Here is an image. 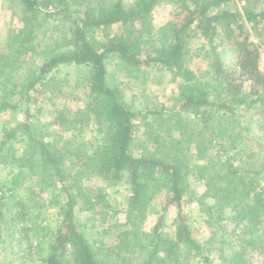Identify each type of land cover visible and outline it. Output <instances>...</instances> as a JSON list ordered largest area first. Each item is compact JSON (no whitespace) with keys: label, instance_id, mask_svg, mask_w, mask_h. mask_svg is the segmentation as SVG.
I'll return each mask as SVG.
<instances>
[{"label":"trees","instance_id":"16d2710c","mask_svg":"<svg viewBox=\"0 0 264 264\" xmlns=\"http://www.w3.org/2000/svg\"><path fill=\"white\" fill-rule=\"evenodd\" d=\"M235 1L7 0L0 116L21 118L2 123L0 234L12 228L38 264H247V252L264 253V74L253 40L264 0L242 10ZM163 4L175 12L156 25ZM111 64L135 82L165 72L177 91L169 105L135 109ZM68 68L82 94L75 109L57 102ZM116 187L124 209L109 200ZM156 204L161 213L146 229ZM193 208L205 216L206 242L193 234ZM82 212L102 224L123 220L110 226L118 231L109 243L88 240Z\"/></svg>","mask_w":264,"mask_h":264},{"label":"rangeland","instance_id":"374dc122","mask_svg":"<svg viewBox=\"0 0 264 264\" xmlns=\"http://www.w3.org/2000/svg\"><path fill=\"white\" fill-rule=\"evenodd\" d=\"M235 6L238 9L242 10L243 8L255 7L254 3L248 0H236ZM175 12V8L170 4H163L158 7L153 15V23L156 25L162 24L171 18L172 13ZM9 16V10L7 8V0H0V28H4L7 18ZM1 32V30H0ZM3 32V31H2ZM262 33L259 35L258 40L253 38L254 42L259 44V57L261 58V62H264V27L261 31ZM3 33H0V38H2ZM224 48H221V51ZM225 57L224 60L227 64H231L233 61V54L231 52H224ZM259 61V59H258ZM194 70L199 73L204 69V66L195 61L193 64ZM108 71L110 75H114L118 82H122V92L124 96L125 103L131 105L135 109L142 108H154L159 105H169L172 99V96L177 91L178 80H173V78L165 73V72H157L150 71L148 73V78L143 79L140 76L139 82H135L132 79L124 77L120 72L116 71V68L113 64L109 65ZM68 75L67 78V88L68 94L66 93L62 98H60L57 102L58 105L68 106L71 109L78 108L83 105L82 94L79 87H76V71L73 68H68L65 70ZM33 107V106H31ZM15 113H5L0 116V136H2V126L8 125L9 123H13L15 119L21 118V116ZM45 120V118H43ZM3 123V125H2ZM7 170L3 168L0 164V178H5ZM194 189L199 193H203V186H194ZM109 200L111 202H115V206L124 209L125 208V190L122 187H116L115 189L109 192ZM161 207L159 205H154L150 210L149 217L147 218L145 227L149 229L152 227L155 222L157 216L161 213ZM188 215L190 217V222L193 227L194 236L200 240L201 242H206L210 238V230L209 227L204 223L205 216L199 212L196 208L187 210ZM166 216V225H170L173 219V212L168 211L165 213ZM78 217L86 222V228L84 229L85 237L88 240L99 239L106 243H109L117 230H109L110 226L115 224L116 222H122L123 218L121 214H118L115 217L109 216L105 223L102 224V220L98 217L96 219L92 218L90 212H82L78 214ZM94 221H93V220ZM96 220V221H95ZM47 222L51 223L52 218H50ZM91 222L94 223L95 227L91 225ZM234 222L229 219L223 220L222 226L223 230L226 233V237L224 239L231 240L229 238L230 233L235 228ZM93 228H92V227ZM239 229V228H237ZM239 230H237L238 232ZM236 232V233H237ZM222 232H219L220 236ZM18 234L14 233L12 236V228H8V226H4L1 229L0 234V264H38V256L34 251L29 254L30 250L28 244L25 240L15 241L18 237ZM14 238V239H13ZM217 241L219 238L216 237ZM218 243L209 244V254L210 258L214 259V262H218V252L214 250L216 248L218 250ZM214 247V248H213ZM245 259L247 264H264V253L262 251H249L245 255Z\"/></svg>","mask_w":264,"mask_h":264},{"label":"built area","instance_id":"2783aa9c","mask_svg":"<svg viewBox=\"0 0 264 264\" xmlns=\"http://www.w3.org/2000/svg\"><path fill=\"white\" fill-rule=\"evenodd\" d=\"M258 68L264 74V62H261V58L260 57H259V61H258Z\"/></svg>","mask_w":264,"mask_h":264}]
</instances>
